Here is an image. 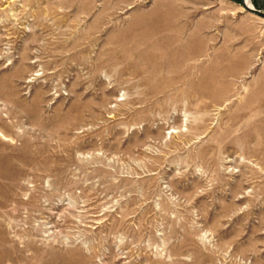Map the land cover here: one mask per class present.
I'll return each mask as SVG.
<instances>
[{
  "label": "rangeland",
  "instance_id": "1",
  "mask_svg": "<svg viewBox=\"0 0 264 264\" xmlns=\"http://www.w3.org/2000/svg\"><path fill=\"white\" fill-rule=\"evenodd\" d=\"M0 264H264V19L0 0Z\"/></svg>",
  "mask_w": 264,
  "mask_h": 264
},
{
  "label": "water",
  "instance_id": "2",
  "mask_svg": "<svg viewBox=\"0 0 264 264\" xmlns=\"http://www.w3.org/2000/svg\"><path fill=\"white\" fill-rule=\"evenodd\" d=\"M241 4L244 7L245 11L264 19L263 11L256 9L255 7H250L249 5H247L246 0H241Z\"/></svg>",
  "mask_w": 264,
  "mask_h": 264
},
{
  "label": "bare ground",
  "instance_id": "3",
  "mask_svg": "<svg viewBox=\"0 0 264 264\" xmlns=\"http://www.w3.org/2000/svg\"><path fill=\"white\" fill-rule=\"evenodd\" d=\"M246 3H247V5H249L250 7H253L252 3H250L249 0H246Z\"/></svg>",
  "mask_w": 264,
  "mask_h": 264
}]
</instances>
